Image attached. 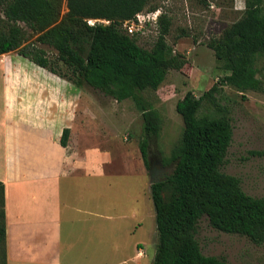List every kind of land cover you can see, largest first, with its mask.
<instances>
[{"label": "trees", "instance_id": "obj_1", "mask_svg": "<svg viewBox=\"0 0 264 264\" xmlns=\"http://www.w3.org/2000/svg\"><path fill=\"white\" fill-rule=\"evenodd\" d=\"M65 2L67 12L61 15V0H0V56L13 52L77 88L88 86L117 102L131 99L141 112L143 137L138 148L148 169L149 138L158 137L161 118L141 93L158 90L170 70L180 71L186 64L165 40L169 18L159 17V35L146 50L121 26L140 12L157 10L152 0ZM244 4L241 18L206 43L229 72L222 82L239 93L261 90L256 64L264 60V0ZM216 88L198 98L188 92L176 104L183 131L162 162L173 170L164 182L150 186L157 236L152 264H228L222 257L202 253L196 229L203 217L216 231L264 245V197L247 195L238 178L221 171L232 141L230 121L198 114L202 101ZM68 135L64 129V148ZM0 250L5 264L1 182Z\"/></svg>", "mask_w": 264, "mask_h": 264}, {"label": "crops", "instance_id": "obj_2", "mask_svg": "<svg viewBox=\"0 0 264 264\" xmlns=\"http://www.w3.org/2000/svg\"><path fill=\"white\" fill-rule=\"evenodd\" d=\"M94 100L16 53L0 56L5 264H142L147 258L142 243H130L127 253L120 242L126 215L120 193L111 198L109 192V155L92 138L94 120L104 115Z\"/></svg>", "mask_w": 264, "mask_h": 264}, {"label": "rangeland", "instance_id": "obj_3", "mask_svg": "<svg viewBox=\"0 0 264 264\" xmlns=\"http://www.w3.org/2000/svg\"><path fill=\"white\" fill-rule=\"evenodd\" d=\"M244 3L245 0H152L161 15L169 18L167 44L185 58L186 64L180 71L170 70L158 90H146L141 96L161 118L158 137L149 138V159L162 163L183 131L182 119L175 110L177 102L188 92L201 97L215 85L216 91L202 101L198 114L226 117L230 121L232 141L221 171L238 178L247 195L264 197V60L256 64L261 90L239 93L222 82L229 72L206 45L241 18ZM60 10L61 15L67 12L65 0H61ZM158 35L159 25L148 27L135 38L140 47L150 50ZM83 91L95 98V109L102 107L104 111L94 120L92 138L109 155V192L111 198L120 193V208L125 211L120 242L125 240V248L132 242L142 243L147 257L142 264H152L157 236L148 169L138 148L143 137L141 112L131 99L117 102L88 86H83ZM166 167L169 174L162 177L164 180L173 170L172 165ZM196 239L205 256L222 257L228 264H264V245L216 231L205 217L197 225ZM0 264H4L1 250Z\"/></svg>", "mask_w": 264, "mask_h": 264}, {"label": "built area", "instance_id": "obj_4", "mask_svg": "<svg viewBox=\"0 0 264 264\" xmlns=\"http://www.w3.org/2000/svg\"><path fill=\"white\" fill-rule=\"evenodd\" d=\"M161 12L159 9L153 12H140L131 21H126L122 24L121 29L129 36H139L145 33L148 27H157ZM94 21H88L92 25ZM104 24H108L104 22Z\"/></svg>", "mask_w": 264, "mask_h": 264}, {"label": "water", "instance_id": "obj_5", "mask_svg": "<svg viewBox=\"0 0 264 264\" xmlns=\"http://www.w3.org/2000/svg\"><path fill=\"white\" fill-rule=\"evenodd\" d=\"M148 160H149L148 175H149V179H150V185L164 182L165 181L164 179H156V177L160 176L161 173H164L165 171H167L163 167V164L159 161L153 162L149 158H148ZM155 169H160V171L155 172L156 171Z\"/></svg>", "mask_w": 264, "mask_h": 264}, {"label": "flooded vegetation", "instance_id": "obj_6", "mask_svg": "<svg viewBox=\"0 0 264 264\" xmlns=\"http://www.w3.org/2000/svg\"><path fill=\"white\" fill-rule=\"evenodd\" d=\"M154 165H155V164H154ZM163 167H164L167 171H165L164 173H161L160 176H157V177H156V179H162V177H163L164 175H166L167 173L169 174V168L166 167V166H164V165H163ZM155 170H156L155 172L160 171V169H155Z\"/></svg>", "mask_w": 264, "mask_h": 264}]
</instances>
